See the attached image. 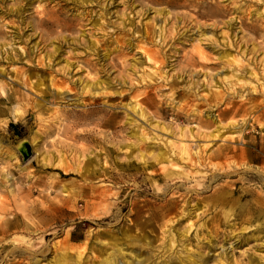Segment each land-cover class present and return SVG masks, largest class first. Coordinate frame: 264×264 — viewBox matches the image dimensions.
Masks as SVG:
<instances>
[{
	"label": "rangeland",
	"instance_id": "obj_1",
	"mask_svg": "<svg viewBox=\"0 0 264 264\" xmlns=\"http://www.w3.org/2000/svg\"><path fill=\"white\" fill-rule=\"evenodd\" d=\"M263 150L264 0H0V264H264Z\"/></svg>",
	"mask_w": 264,
	"mask_h": 264
},
{
	"label": "bare ground",
	"instance_id": "obj_2",
	"mask_svg": "<svg viewBox=\"0 0 264 264\" xmlns=\"http://www.w3.org/2000/svg\"><path fill=\"white\" fill-rule=\"evenodd\" d=\"M148 59H150V57H147ZM251 75L252 76H254V77H256V74L254 73V72H252L251 73ZM254 90L256 89L255 87L253 88ZM136 107H138V105L136 106ZM135 107V108H136ZM141 109H143V108H140V110ZM144 111H145V109H144ZM143 110L141 111L142 113V116L144 117V118H146L147 116H146V113L144 112ZM148 119V118H147ZM212 119H213V121L218 125V130L220 131L221 130V120H220V118H219V116H217V115H215V114H213V116H212ZM148 121H150L149 119H148ZM152 122V121H151ZM152 124V123H151ZM153 125V124H152ZM237 124H233V128H237ZM151 130H152V128H151ZM154 131V130H153ZM168 132V131H167ZM181 132H182V134H183V130H181ZM220 134V133H219ZM217 136V135H216ZM218 136H220V135H218ZM149 135H147V134H143L142 136H141V140L142 141H147V140H149ZM153 138L154 139H158L157 141H161V142H163V147H166V148H164L163 149V147L159 150V153L156 155V156H154L153 155V160L154 161H156V162H154V163H151V164H149L151 167L152 166H155L157 163H161V162H169L170 163V160H171V158H173L174 157V154L176 153H173L174 152V149H176L178 152H177V156H178V158H180V159H183V160H189V159H191V160H194V163L196 164V165H200V163H201V160L203 159V153H201V150H197L196 152H195V155H196V157L194 158L193 156H192V153L190 152V150H189V148H188V146L186 145V144H184V141L183 140H180V143H181V145L180 146H178V145H176L174 142H171L169 139H167V140H163V139H159V137H157L156 135H154L153 136ZM245 141V140H244ZM247 142V141H246ZM170 148H171V150H170ZM227 150V149H226ZM225 150V151H226ZM205 152H207V151H205ZM263 152H264V150H263ZM226 154L228 153L227 151L225 152ZM143 156H146V155H144L143 154ZM147 157V156H146ZM152 159V158H151ZM150 159V160H151ZM60 161V160H59ZM256 161L257 162H259L260 160L258 159V158H256ZM261 162V161H260ZM152 169V168H151ZM249 169H253L252 167H250ZM254 170V169H253ZM260 175H262V176H264V171L262 170V171H259V170H256ZM159 177V176H158ZM104 192H105V190H104ZM104 192H103V194H104ZM188 204V203H187ZM186 205V204H185ZM259 208H261V207H263L262 206V203L260 204L259 202H258V204H256ZM257 208V207H256ZM3 212V211H2ZM225 213H226V211H225ZM229 213V212H228ZM263 214V213H262ZM182 216L183 217H186L187 216V214L185 213V209H184V214H182ZM227 216H228V214H227ZM1 218H3V219H1L2 220V222H0V241H1V243H3V245L4 244H8L9 242H8V240L9 239H11L12 238V236H10L12 233H13V231H14V229H16V230H18L19 228H20V224L18 225V223L17 224H13L12 226H11V224H12V222L11 221H9V220H5V213L2 215V216H0ZM189 218V217H188ZM11 227H14L13 229L11 228ZM168 228V227H167ZM166 232V231H165ZM170 233V234H169ZM169 237H170V250H173V249H177V247H178V245H176L177 244V242H179L180 243V241L181 242H183L184 241V238H185V236H184V234L183 233H178V231H176V230H172V228H170V230H169ZM167 236V237H168ZM196 238H197V240H198V243H200L201 244V240H203L201 237H200V235H198V234H196V236H195ZM12 240V239H11ZM180 240V241H179ZM10 241V240H9ZM12 244V243H11ZM181 244V243H180ZM9 245V244H8ZM13 245V244H12ZM169 247V246H168ZM176 247V248H175ZM13 248H14V246H13ZM26 250V249H25ZM25 250H21V252L19 251V255L21 256V257H24L25 255H26V253L27 254H30L28 257H34L35 255V251L33 252L31 249H29V253L28 252H26ZM169 250V249H168ZM184 250H186L187 252H190V249L189 248H187V247H184ZM18 252V251H17ZM41 252V251H40ZM8 253H10V251L9 252H7V254ZM33 253V254H32ZM11 254V253H10ZM16 255H17V253H16ZM177 256L178 255V252L177 253H172V256ZM171 256V257H172ZM180 256V255H179ZM36 257V256H35ZM6 258V257H5ZM4 258V259H5ZM8 260V259H7ZM6 260V261H7ZM2 261V260H1ZM5 261V262H6ZM22 262V261H21ZM21 262H19V261H15V262H12V263H9V264H21ZM2 264V263H1ZM78 264H81V259L79 258L78 259ZM164 264H171L170 262H167V261H165L164 262ZM192 264H196V263H194L193 261H192Z\"/></svg>",
	"mask_w": 264,
	"mask_h": 264
},
{
	"label": "water",
	"instance_id": "obj_3",
	"mask_svg": "<svg viewBox=\"0 0 264 264\" xmlns=\"http://www.w3.org/2000/svg\"><path fill=\"white\" fill-rule=\"evenodd\" d=\"M23 150V149H22Z\"/></svg>",
	"mask_w": 264,
	"mask_h": 264
}]
</instances>
